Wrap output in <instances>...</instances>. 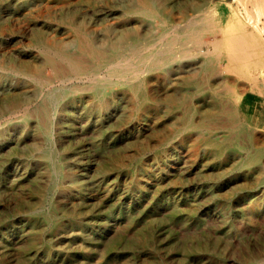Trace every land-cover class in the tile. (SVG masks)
Here are the masks:
<instances>
[{
  "label": "rangeland",
  "instance_id": "obj_1",
  "mask_svg": "<svg viewBox=\"0 0 264 264\" xmlns=\"http://www.w3.org/2000/svg\"><path fill=\"white\" fill-rule=\"evenodd\" d=\"M134 1L0 0V63L31 69L42 64L35 37L67 39L71 30L62 19L67 13L76 14L100 38L116 27L151 33L149 40L155 39L161 19L126 14ZM157 1L167 3L179 21L200 15L195 6L200 0ZM230 1L214 0L215 8H208L223 39V61L230 52L224 42L227 29L231 24L238 29L246 17L243 1L233 0L235 9ZM183 65V75H191L197 61ZM225 67L239 73H224ZM240 68L232 61L219 63L214 71L195 68L197 80L188 86L187 104L175 112L163 103L144 115L146 85L138 96L120 98L123 89L117 84L106 90L121 100L104 117L81 101L68 104L49 137L39 134L41 121L34 111L28 130L18 123L23 107L12 122L0 117L3 259L10 264H246L254 257L264 264V178L242 166L264 148V85L247 92L248 106L237 109L234 123L242 125L240 133L224 114L213 123L226 127L230 146L243 147L239 153L219 160L200 145L179 147L180 138L162 145L180 123L175 116H188L197 100L213 96L224 101L228 96L220 93L229 91L231 82L252 83ZM255 73L264 81V67ZM41 75L52 78L51 68L43 65ZM151 76L155 96L163 97L160 71ZM21 80L15 77L9 93L0 91V105L14 95L30 97V109L42 100L39 94L48 87ZM69 85L76 88L78 82ZM161 147L164 153L158 152ZM47 148L52 161L41 157ZM50 250L53 260H47Z\"/></svg>",
  "mask_w": 264,
  "mask_h": 264
},
{
  "label": "bare ground",
  "instance_id": "obj_2",
  "mask_svg": "<svg viewBox=\"0 0 264 264\" xmlns=\"http://www.w3.org/2000/svg\"><path fill=\"white\" fill-rule=\"evenodd\" d=\"M213 1L200 0L195 5L200 15L190 20L183 18L181 21L169 13V5L164 2L135 0L127 5L128 15L143 17L146 20L157 17L161 19L160 34L153 40L149 39L154 34L141 35L137 29L116 27L109 29V37L100 38L93 34L76 14L67 13L62 18L71 30L67 39H47L40 33L35 37V45L42 55V64L31 69L0 63L1 92L9 93L15 77L19 75L22 77V83L48 87V90L39 94L44 95L42 100L31 109L27 107L32 102L30 97L14 95L7 98L0 105V117L7 116V120L12 122L18 110L23 107V114L18 123L24 130H28V122L34 111L41 121L39 134L49 137L54 134L53 124L61 116L62 107L81 101L85 106H90L98 116L104 117L120 98L127 95L138 96L143 85L148 89L146 97L142 98L145 107L141 110L144 115L152 113L158 104L163 103L169 104L170 110L175 112L187 104L188 86L197 80L195 68L214 71L219 63L232 61L241 64L239 70L248 75L253 80L252 83L239 85L231 82V89L220 93L228 96L224 101L219 102L213 96L197 100L194 103L196 106L191 111L187 110L188 116H175L180 123L173 125L174 130L162 145L172 142L174 138H180L179 147L200 145L204 152L219 160L239 153L243 147L230 146V133H227L226 127H217L213 123L219 114H224L233 122L231 126L240 133L242 125L234 123L237 109L248 106L245 103L247 92L256 93L260 91V84L264 85V81L257 80L255 73L258 68L264 67V0H242L246 17L239 21L238 29H233L231 24L226 31L224 42L230 52L228 60L225 61L220 51L224 44L218 35L217 22L208 16L209 6L213 10L217 4L211 5ZM229 4L235 9L233 0ZM250 4L253 11L249 7ZM252 21L255 22L254 28L250 26ZM187 61H197V67L192 70L191 75L184 76L183 63ZM43 65L51 68L52 78L47 79L41 75ZM154 71H160L162 75L166 88L163 97L154 94L157 90L151 84V74ZM234 72L239 73L238 69H224L227 74ZM143 75L148 77L142 79ZM71 81H77L78 86H68ZM117 84L123 89L121 94L118 93L120 98L106 90L107 87ZM212 87L218 88L214 85ZM50 105L55 107L54 111H51ZM173 148L176 149L177 146ZM263 151L264 148L259 149L242 163V166L255 170L259 178H264ZM40 152L43 159H54L50 148ZM158 152L164 153L165 149L161 147ZM2 256L0 254V264H10L3 259L5 254ZM53 259L54 254L50 250L47 260ZM262 262V259L253 257L246 264Z\"/></svg>",
  "mask_w": 264,
  "mask_h": 264
}]
</instances>
